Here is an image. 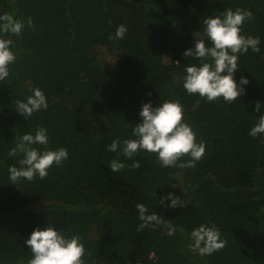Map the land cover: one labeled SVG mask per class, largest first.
Segmentation results:
<instances>
[{
	"label": "trees",
	"instance_id": "trees-1",
	"mask_svg": "<svg viewBox=\"0 0 264 264\" xmlns=\"http://www.w3.org/2000/svg\"><path fill=\"white\" fill-rule=\"evenodd\" d=\"M237 6L254 16L242 34L261 40L260 53L242 55L234 76L249 80L245 94L230 105L188 95L185 67L198 62L183 53L194 47L193 33L203 18ZM4 12L31 17L35 30L7 37L17 59L0 82V264H27L24 241L48 223L82 237L86 264H264V143L248 134L264 114V0H0ZM122 24L124 38L110 40ZM37 87L48 108L25 119L14 102ZM166 99L180 100L206 143L195 168H163L146 151L131 159L107 151L116 138H134L143 103ZM38 126L47 129V147H64L69 157L43 180L12 184L8 168L22 157L8 152ZM114 158L141 167L113 173ZM168 193L187 204L165 207L159 200ZM136 203L170 223L171 234L164 225L138 233ZM201 224L217 225L227 245L212 255L189 251Z\"/></svg>",
	"mask_w": 264,
	"mask_h": 264
},
{
	"label": "clouds",
	"instance_id": "clouds-1",
	"mask_svg": "<svg viewBox=\"0 0 264 264\" xmlns=\"http://www.w3.org/2000/svg\"><path fill=\"white\" fill-rule=\"evenodd\" d=\"M253 19L250 10L239 6L235 10L231 7L225 8L219 15L202 19V29L193 33L194 47L186 49L183 53L184 57H194L198 62L185 67L183 88L188 95L198 94L209 103L223 99L230 105L245 94L244 86L249 80L241 76L237 83L234 76L239 69L242 55L247 54L249 49L253 53H260V37L242 34L243 24ZM25 26L35 30L31 17L25 22L11 12L0 14V82L9 77L10 65L17 59L13 51L14 41L7 37L10 34L20 37ZM126 32L127 26L122 24L117 27L115 35L110 34L108 38L123 39ZM30 91L32 95L27 96L26 101L17 99L14 102L15 111L25 119L41 109L48 108L43 90L37 87ZM261 106L257 101L256 111L259 112ZM184 112V105L179 99L160 101L156 107H153L151 102L143 103L139 113L141 122L132 128L134 138L124 139L122 142L120 138H116L108 145L107 151L116 152L118 156L122 155L128 159L140 151H146L155 154L157 162L163 168H195L205 155L206 143L203 138L197 140V133L185 120ZM248 134L253 138L261 137L260 142L264 143V114L256 119ZM37 144L43 145V150L33 147ZM48 144L49 136L43 126H38L34 135L26 133L16 138V145L9 150L8 156L22 158L18 160L19 166L11 165L8 168L12 184L21 179L31 182L38 177L43 180L47 178L48 170L54 164L62 166L69 157L67 149L60 147L51 150L47 147ZM107 166L116 173L126 167L138 170L141 164L134 160L130 165H126L114 158ZM166 200H171V204H165ZM159 203L171 208L187 204L173 193L161 197ZM135 208L139 220L142 221L137 227L138 233L149 226L164 225L171 234L172 225L166 223L155 211L148 214L149 210L143 203H136ZM190 241L188 250L201 256L212 255L227 245L215 224H201L194 228L190 233ZM24 243L31 250V258L27 264H86V248L82 237L79 234L66 235L63 230L50 223L43 229L35 228Z\"/></svg>",
	"mask_w": 264,
	"mask_h": 264
},
{
	"label": "rangeland",
	"instance_id": "rangeland-1",
	"mask_svg": "<svg viewBox=\"0 0 264 264\" xmlns=\"http://www.w3.org/2000/svg\"><path fill=\"white\" fill-rule=\"evenodd\" d=\"M104 64H105L107 69H113L114 61H113L112 57H109V56L105 57Z\"/></svg>",
	"mask_w": 264,
	"mask_h": 264
}]
</instances>
